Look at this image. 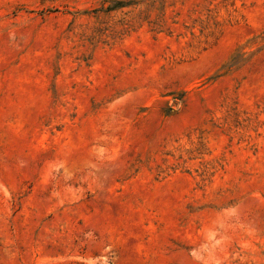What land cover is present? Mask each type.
I'll use <instances>...</instances> for the list:
<instances>
[{"label":"rangeland","instance_id":"1","mask_svg":"<svg viewBox=\"0 0 264 264\" xmlns=\"http://www.w3.org/2000/svg\"><path fill=\"white\" fill-rule=\"evenodd\" d=\"M0 264H264V0H0Z\"/></svg>","mask_w":264,"mask_h":264},{"label":"bare ground","instance_id":"2","mask_svg":"<svg viewBox=\"0 0 264 264\" xmlns=\"http://www.w3.org/2000/svg\"><path fill=\"white\" fill-rule=\"evenodd\" d=\"M206 53V52H205ZM211 54V53H210ZM208 55V54H207ZM120 169V168H119ZM111 181V180H110Z\"/></svg>","mask_w":264,"mask_h":264}]
</instances>
